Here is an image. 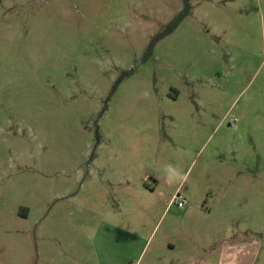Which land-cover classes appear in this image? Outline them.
<instances>
[{"label":"rangeland","instance_id":"374dc122","mask_svg":"<svg viewBox=\"0 0 264 264\" xmlns=\"http://www.w3.org/2000/svg\"><path fill=\"white\" fill-rule=\"evenodd\" d=\"M190 3L0 0V264H264V0Z\"/></svg>","mask_w":264,"mask_h":264},{"label":"crops","instance_id":"0c3cea01","mask_svg":"<svg viewBox=\"0 0 264 264\" xmlns=\"http://www.w3.org/2000/svg\"><path fill=\"white\" fill-rule=\"evenodd\" d=\"M171 197L169 205L174 200L175 195L173 194ZM260 250L261 246L255 243H229L222 247L218 264H233L236 260L237 264H241L239 262V257L241 256L243 259L245 254H248V264H255L256 257L260 253Z\"/></svg>","mask_w":264,"mask_h":264},{"label":"trees","instance_id":"16d2710c","mask_svg":"<svg viewBox=\"0 0 264 264\" xmlns=\"http://www.w3.org/2000/svg\"><path fill=\"white\" fill-rule=\"evenodd\" d=\"M192 6L190 0H184V9L182 12L169 24L168 29L165 33L162 34V38L171 34L190 14H191ZM160 37V38H161ZM155 46V42H153L149 48L148 53L145 55V59L153 53V48Z\"/></svg>","mask_w":264,"mask_h":264},{"label":"built area","instance_id":"2783aa9c","mask_svg":"<svg viewBox=\"0 0 264 264\" xmlns=\"http://www.w3.org/2000/svg\"><path fill=\"white\" fill-rule=\"evenodd\" d=\"M177 198H180V196H178ZM179 206L184 208L186 206V201L183 200L182 202H180Z\"/></svg>","mask_w":264,"mask_h":264}]
</instances>
